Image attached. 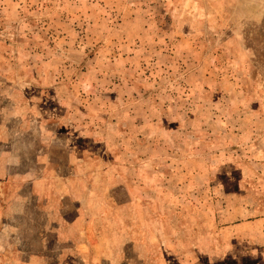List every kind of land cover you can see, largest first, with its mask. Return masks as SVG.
I'll return each mask as SVG.
<instances>
[{
	"label": "rangeland",
	"instance_id": "1",
	"mask_svg": "<svg viewBox=\"0 0 264 264\" xmlns=\"http://www.w3.org/2000/svg\"><path fill=\"white\" fill-rule=\"evenodd\" d=\"M255 217L264 0H0V264H264Z\"/></svg>",
	"mask_w": 264,
	"mask_h": 264
},
{
	"label": "crops",
	"instance_id": "2",
	"mask_svg": "<svg viewBox=\"0 0 264 264\" xmlns=\"http://www.w3.org/2000/svg\"><path fill=\"white\" fill-rule=\"evenodd\" d=\"M261 218H264V217H255V218L250 219V220H247V221H250V222H254L255 223V222H258ZM247 221H239V222L235 223L234 225H243Z\"/></svg>",
	"mask_w": 264,
	"mask_h": 264
}]
</instances>
